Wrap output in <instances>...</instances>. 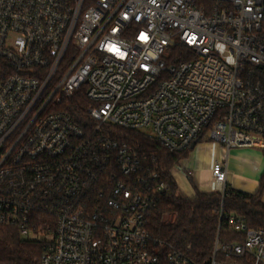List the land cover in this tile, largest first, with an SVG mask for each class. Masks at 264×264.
<instances>
[{"label":"built area","instance_id":"obj_1","mask_svg":"<svg viewBox=\"0 0 264 264\" xmlns=\"http://www.w3.org/2000/svg\"><path fill=\"white\" fill-rule=\"evenodd\" d=\"M83 87L86 125L59 109ZM116 127L264 147V0H0V228L43 238L40 264H264V229L223 204L204 261L154 237L169 185Z\"/></svg>","mask_w":264,"mask_h":264},{"label":"trees","instance_id":"obj_2","mask_svg":"<svg viewBox=\"0 0 264 264\" xmlns=\"http://www.w3.org/2000/svg\"><path fill=\"white\" fill-rule=\"evenodd\" d=\"M166 59L168 64L191 59L190 49L185 45L175 46L168 51ZM88 105L89 101L85 98L83 87L70 99L69 105L59 109L72 113L79 123L86 125L88 117L85 110ZM114 130L116 131L114 136L137 147L142 157L155 156L159 163L161 176L169 185L168 194L160 199L158 207L149 220V230L154 237L169 241L182 249L190 245L191 256L204 261L211 254L218 230V210L222 204L226 212L245 216L251 227L264 229V201L262 199L264 176L255 193L227 187L224 195L218 191L197 192L194 197L185 198L178 194L179 187L172 170L188 156L192 149L171 152L144 131L121 127H116ZM167 212L176 214L173 222L166 223L162 220ZM43 243V238L21 237L15 228H0V263L40 264L44 249Z\"/></svg>","mask_w":264,"mask_h":264},{"label":"crops","instance_id":"obj_3","mask_svg":"<svg viewBox=\"0 0 264 264\" xmlns=\"http://www.w3.org/2000/svg\"><path fill=\"white\" fill-rule=\"evenodd\" d=\"M216 161H221L228 169L227 187L248 193L259 189L264 176V150L261 147L226 150L214 140H203L172 170L184 197H192L199 191L207 192L213 186L212 165Z\"/></svg>","mask_w":264,"mask_h":264},{"label":"rangeland","instance_id":"obj_4","mask_svg":"<svg viewBox=\"0 0 264 264\" xmlns=\"http://www.w3.org/2000/svg\"><path fill=\"white\" fill-rule=\"evenodd\" d=\"M115 132H116V131H115ZM262 149L264 150V147H262ZM189 155H190V153L188 154L187 157H189ZM187 157H185V158H187ZM199 192H201V191H199ZM178 194L181 195V196H183V195L181 194V192L179 191V188H178ZM183 197H184V196H183ZM185 198H186V197H185ZM262 199H263V201H264V186H263ZM171 219H172V212H167V213H165V214L163 215V217H162V220H163L164 222H166V223L171 222Z\"/></svg>","mask_w":264,"mask_h":264},{"label":"water","instance_id":"obj_5","mask_svg":"<svg viewBox=\"0 0 264 264\" xmlns=\"http://www.w3.org/2000/svg\"><path fill=\"white\" fill-rule=\"evenodd\" d=\"M196 144H197V142H194V143L192 144V146H191V149H194L195 146H196ZM177 166H178V165H177Z\"/></svg>","mask_w":264,"mask_h":264}]
</instances>
